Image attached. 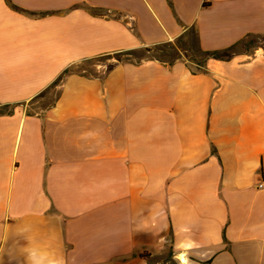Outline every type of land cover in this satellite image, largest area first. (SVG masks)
I'll use <instances>...</instances> for the list:
<instances>
[{
    "label": "crops",
    "instance_id": "obj_1",
    "mask_svg": "<svg viewBox=\"0 0 264 264\" xmlns=\"http://www.w3.org/2000/svg\"><path fill=\"white\" fill-rule=\"evenodd\" d=\"M188 30L202 50L264 34V0H0V264H148L185 236L195 264H264L261 47L72 72L29 109L72 64Z\"/></svg>",
    "mask_w": 264,
    "mask_h": 264
},
{
    "label": "trees",
    "instance_id": "obj_2",
    "mask_svg": "<svg viewBox=\"0 0 264 264\" xmlns=\"http://www.w3.org/2000/svg\"><path fill=\"white\" fill-rule=\"evenodd\" d=\"M256 40L261 41V44L254 45L253 48L261 47L264 50V34H249V35H246L243 38H241L238 41H236L235 43H233V44H231V45H229V46H227L225 48H222V49L202 50L197 45V51L200 54L201 58L200 59H196L195 57H191V61L195 64L196 69L202 70L203 69V66H204V62H205V60L207 58H210L211 57V58H216V59H221V60H227V59H229L231 56H233L237 52L249 51L250 47H248V46L251 43H253L254 41H256ZM162 44L169 45L170 43L169 42H165V43L156 44V45H152V46H143L141 48L143 50H145L146 52H150V51H152V49L157 48V47H159ZM243 45H244V48L243 49L237 50V48L239 46H243ZM137 49H139V48L129 49V50H122V51L113 53V55L115 56V61L112 62V63H109L106 66V68H105V70H104L103 73H105L108 70H110L116 62H121V61H134V62H138L141 59H157V60H160V61H164V62L171 63V62L175 61L176 59H180L181 58V54H182L181 49H179V48H177L175 46H172L171 49H170V51L166 53V55H168V59H162V58H160V57H158V56H156L154 54L143 55L142 57H139V58H136V59H130V56L132 54H134V52ZM103 56H107V55H103ZM98 57H102V56H98ZM98 57H94V58H90V59H87V60H83L81 62H78V63H75V64H72V65L68 66L43 91H46V90H48V89H50V88H52L54 86H59L60 83H61V81H62V79H63V77L66 74H69V73H72V72L80 73V74H84V75H92L91 73H87L84 68H80V65H82V64L84 65L85 63H90V62H92L93 60H95ZM41 93H39L36 97L40 96ZM58 94H59V91H58L55 99L58 97ZM55 99L53 100V103H54ZM53 103L47 105L45 108L49 107ZM10 112H11V109L9 108V105L0 106V113H10ZM168 255H169L170 258H172V253H171V250L170 249H168ZM148 256H150V255L147 254V257Z\"/></svg>",
    "mask_w": 264,
    "mask_h": 264
},
{
    "label": "rangeland",
    "instance_id": "obj_3",
    "mask_svg": "<svg viewBox=\"0 0 264 264\" xmlns=\"http://www.w3.org/2000/svg\"><path fill=\"white\" fill-rule=\"evenodd\" d=\"M169 45L162 44L157 48L152 49L150 52H146L141 47L137 49L134 54L130 56V59H136L142 57L143 55L154 54L162 59H168L167 52L170 51L172 46H175L181 49V59L185 60L187 65L191 69H196L195 64L191 61V57H195L196 59H200L201 56L197 51V41L192 30H188L182 35L179 39H175L173 41H169ZM261 44V41L256 40L251 43L248 47L250 49L253 48L254 45ZM244 48L243 46H239L237 50H241ZM115 61V56L113 54L98 57L90 63H85L84 65H80V68H84L87 73H91L92 75L102 74L109 63ZM59 91V86H54L46 91H43L40 96L36 97L33 100V103L29 107L30 110H41L44 109L47 105L53 103L57 93ZM147 256V253H145ZM148 264H175L172 258L168 255V249H165L159 253L148 256L147 258Z\"/></svg>",
    "mask_w": 264,
    "mask_h": 264
},
{
    "label": "clouds",
    "instance_id": "obj_4",
    "mask_svg": "<svg viewBox=\"0 0 264 264\" xmlns=\"http://www.w3.org/2000/svg\"><path fill=\"white\" fill-rule=\"evenodd\" d=\"M182 232L188 233L187 227L181 229ZM202 245L191 236H185L173 245V261L175 264H195L196 260L203 261L206 256L201 252ZM37 253H30L31 264H63V262L55 257L45 254L41 259H37ZM195 258V259H194Z\"/></svg>",
    "mask_w": 264,
    "mask_h": 264
}]
</instances>
